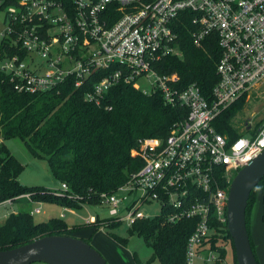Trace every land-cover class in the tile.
Segmentation results:
<instances>
[{
	"label": "built area",
	"instance_id": "1",
	"mask_svg": "<svg viewBox=\"0 0 264 264\" xmlns=\"http://www.w3.org/2000/svg\"><path fill=\"white\" fill-rule=\"evenodd\" d=\"M0 8L5 11L4 41L14 46L13 53L2 56L0 70L18 91L53 90L69 78L79 87L102 72L84 93L90 103L102 105L111 86L125 83L186 109L165 138L138 141L131 155L142 166L114 191L101 193L100 205L107 207V218L127 227L160 217L170 224L195 219L187 263L216 261L214 251L204 257L197 249L215 232L212 219L226 224L229 186L264 149V122L254 134L231 141L213 121L264 79V0H0ZM185 19L195 46L216 38L220 50L218 80L208 94L196 83L182 88L177 73L157 69L163 58L181 56L176 27ZM140 80L149 89L140 88ZM67 188L62 182L55 192ZM19 200L32 201L31 193L0 200V223L18 211L13 204ZM153 203L160 213L151 217L142 208ZM97 219L102 218L89 215L85 223Z\"/></svg>",
	"mask_w": 264,
	"mask_h": 264
},
{
	"label": "trees",
	"instance_id": "2",
	"mask_svg": "<svg viewBox=\"0 0 264 264\" xmlns=\"http://www.w3.org/2000/svg\"><path fill=\"white\" fill-rule=\"evenodd\" d=\"M191 29L189 19L179 22L176 30L182 54L163 58L162 66L157 69L160 73H177L182 88L196 83L208 94L218 80L216 65L220 50L216 38L205 40L202 47L195 46ZM13 49L3 39L0 57L6 52L13 53ZM102 75V72L93 73L79 87L69 78L56 89L31 93L18 91L9 75L0 70V200L29 192L32 197V201L23 203L15 214L0 223V250L13 249L46 235H71L89 243L92 236L78 237L77 234L87 227L95 234L100 229L99 220L103 221L102 228L111 239L122 246L128 244L126 238L111 231L121 224L112 218L97 219L95 224L68 226L58 217L35 222L30 213L33 202L56 203L71 209L100 204L101 193L114 191L126 182L130 172L142 166L139 158L131 155L138 141L144 137L165 138L174 122L187 113L183 107L166 105L158 93L144 94L125 83L111 86L100 106L86 101L84 93ZM243 104L244 97H240L213 121L217 132L231 141L246 132L254 134L264 122V119L259 121L253 131L239 132L232 118ZM14 137L23 142L34 158L46 161L54 180L66 183L68 188L64 192L56 194L54 189L25 186L18 181L24 165L4 143ZM258 191L262 193L261 220L264 222V176L251 190L246 205L247 232L254 256L250 215ZM104 220L111 223L104 224ZM211 224L215 232L203 239L197 250L214 251L218 263L229 253L233 264H237L227 225L213 219ZM128 227L131 234H137L152 248L145 262L134 253L136 264H152L155 260L160 264H188L187 239L195 227V219L170 224L160 217L144 219Z\"/></svg>",
	"mask_w": 264,
	"mask_h": 264
},
{
	"label": "rangeland",
	"instance_id": "3",
	"mask_svg": "<svg viewBox=\"0 0 264 264\" xmlns=\"http://www.w3.org/2000/svg\"><path fill=\"white\" fill-rule=\"evenodd\" d=\"M5 11L0 8V44L4 39L2 31L6 28V21L4 18ZM4 63V60L0 57V66ZM139 87L142 89H149L148 83L145 80H140L138 83ZM244 104L237 111L235 116L232 118L233 126L242 132L246 129L253 130L256 124L264 119V79L251 87L244 96ZM243 135H249L248 132ZM6 147L10 152L24 165V170L18 176V181L25 186H43L54 190H59L60 184L52 177L49 170L48 164L45 160L34 158L29 150L25 148L23 142L18 138L14 137L9 140L4 141ZM26 201L19 200L13 204L17 210L25 204ZM30 208H37V211L32 212V216L35 222H45L51 217H58L63 219L68 226L74 225H86L85 221L88 219L89 215L98 214L100 218L109 217V211L104 205H83L78 209H68L65 210L63 207L56 203H31ZM250 224H251V239L254 243V252L257 257L259 264H264V222L261 220L262 212V193L257 192L256 199L252 205ZM65 210V211H64ZM142 210L154 217L160 213L159 206L155 203L146 205ZM4 209H2V212ZM64 212V213H63ZM63 214V215H62ZM2 221V220H1ZM114 221V220H113ZM101 221H98L100 223ZM111 221L104 220V224ZM116 222V221H115ZM129 227L124 222H121L119 226L111 229L112 232L119 235L122 238L127 239V245L122 246L115 242L107 234V230L99 229L95 234L94 230L87 227L83 229V233L87 237H91L89 244L92 245L98 252L104 257L99 247L105 246L110 252H113L118 264H136L133 260V254L135 253L141 261L145 262L151 254L152 248L150 245L145 243L141 237L137 234H131L129 232ZM204 257L207 253H203ZM225 260L221 262H216L211 259L209 262L204 264H233L232 257L229 253L226 254ZM198 262L197 264H199ZM31 264H45L42 262H33ZM152 264H160L158 261H153Z\"/></svg>",
	"mask_w": 264,
	"mask_h": 264
},
{
	"label": "water",
	"instance_id": "4",
	"mask_svg": "<svg viewBox=\"0 0 264 264\" xmlns=\"http://www.w3.org/2000/svg\"><path fill=\"white\" fill-rule=\"evenodd\" d=\"M264 176V149L235 174L227 200L226 225L234 242L237 264H258L248 238L246 205L251 190ZM107 264L103 256L82 238L46 235L0 250V264Z\"/></svg>",
	"mask_w": 264,
	"mask_h": 264
},
{
	"label": "crops",
	"instance_id": "5",
	"mask_svg": "<svg viewBox=\"0 0 264 264\" xmlns=\"http://www.w3.org/2000/svg\"><path fill=\"white\" fill-rule=\"evenodd\" d=\"M63 207V206H62ZM96 233V232H95ZM84 236L87 237L85 233L79 232V234H77V236ZM99 249L101 250L102 254L104 255V257L109 261L110 264H118V260H116L115 255L113 252H110L105 246H100ZM200 262L199 264H204L207 262H202V260H197L196 263ZM221 262V261H220Z\"/></svg>",
	"mask_w": 264,
	"mask_h": 264
}]
</instances>
